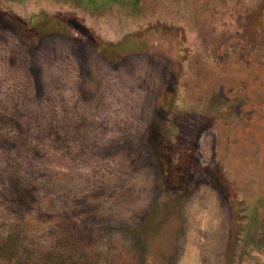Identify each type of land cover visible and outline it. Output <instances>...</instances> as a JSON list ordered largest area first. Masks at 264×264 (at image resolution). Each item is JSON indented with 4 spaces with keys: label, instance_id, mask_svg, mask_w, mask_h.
Returning <instances> with one entry per match:
<instances>
[{
    "label": "rangeland",
    "instance_id": "1",
    "mask_svg": "<svg viewBox=\"0 0 264 264\" xmlns=\"http://www.w3.org/2000/svg\"><path fill=\"white\" fill-rule=\"evenodd\" d=\"M0 264H264V0H0Z\"/></svg>",
    "mask_w": 264,
    "mask_h": 264
}]
</instances>
